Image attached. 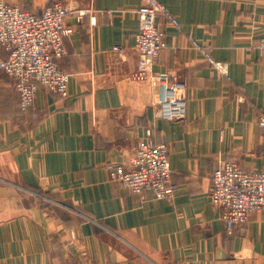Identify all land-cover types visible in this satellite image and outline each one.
Wrapping results in <instances>:
<instances>
[{
    "label": "crops",
    "instance_id": "1",
    "mask_svg": "<svg viewBox=\"0 0 264 264\" xmlns=\"http://www.w3.org/2000/svg\"><path fill=\"white\" fill-rule=\"evenodd\" d=\"M4 1L34 15L56 2L88 15L65 19L66 98L39 87L23 114L0 71V264H264V212L228 235L210 200L226 162L264 171V0H159L180 28L157 18L167 46L153 71L184 82L179 122L160 119L149 83L132 78L143 0ZM192 42L227 64L228 79ZM147 140L169 148L170 198L110 180L108 166L129 164Z\"/></svg>",
    "mask_w": 264,
    "mask_h": 264
},
{
    "label": "built area",
    "instance_id": "2",
    "mask_svg": "<svg viewBox=\"0 0 264 264\" xmlns=\"http://www.w3.org/2000/svg\"><path fill=\"white\" fill-rule=\"evenodd\" d=\"M77 14V19L88 15L87 10L69 8L61 2L44 8L39 15L23 11L16 5L0 0V48L8 57L0 61V71L12 78L18 95L20 112L34 109L39 87L66 98L70 77L59 67L58 61L66 54L64 38L72 33L65 19ZM138 29L134 36L137 54L133 80L148 82L153 92L157 116L168 122H179L186 117V86L169 72H154L153 65L165 50L166 34L157 24L161 16L171 27L179 29L178 20L159 2L143 0L137 11ZM204 61L228 79V66L217 62L210 49L192 42ZM120 51L119 47L114 48ZM264 58L263 36L257 44ZM264 128V116L259 120ZM109 176L135 195H151L155 199L170 198L173 194L169 148L151 140L137 143L129 164L109 165ZM210 200L220 212L225 232L232 235L235 227L245 224L251 214L264 212V171L245 172L235 162H226L211 177ZM56 264H71L63 261Z\"/></svg>",
    "mask_w": 264,
    "mask_h": 264
},
{
    "label": "trees",
    "instance_id": "3",
    "mask_svg": "<svg viewBox=\"0 0 264 264\" xmlns=\"http://www.w3.org/2000/svg\"><path fill=\"white\" fill-rule=\"evenodd\" d=\"M22 113V112H21Z\"/></svg>",
    "mask_w": 264,
    "mask_h": 264
}]
</instances>
